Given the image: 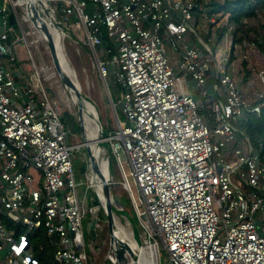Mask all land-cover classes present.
I'll return each mask as SVG.
<instances>
[{
  "label": "built area",
  "instance_id": "1",
  "mask_svg": "<svg viewBox=\"0 0 264 264\" xmlns=\"http://www.w3.org/2000/svg\"><path fill=\"white\" fill-rule=\"evenodd\" d=\"M41 1L64 37L85 40L108 90L111 74L122 90L127 120L114 108L118 128L106 139L149 246L169 264H264V163L238 128L264 107V70L262 89L246 95L232 60L240 52L252 69L264 59L256 42H236L235 24L218 38L204 5L219 0ZM11 14L21 28L13 1L0 0V264H44L42 252L46 264H90L82 145L69 141L30 49L19 57ZM206 21L215 48L198 33Z\"/></svg>",
  "mask_w": 264,
  "mask_h": 264
},
{
  "label": "rangeland",
  "instance_id": "2",
  "mask_svg": "<svg viewBox=\"0 0 264 264\" xmlns=\"http://www.w3.org/2000/svg\"><path fill=\"white\" fill-rule=\"evenodd\" d=\"M12 1L17 13L19 14L21 22V28L19 27L14 30L17 38L19 39V57L21 59L28 57V49H30V51L32 52L36 64L44 75L46 87L53 95L56 96V98L62 105L61 119L67 132H70L69 141L72 144L82 145L79 151L75 154L76 162H88L89 169L86 174V180L83 182V186L79 187L82 191V195L86 197L87 200L88 197L92 198L91 202H93V204H90L89 201L86 202L88 215L83 220V232L85 234L84 252L87 254L89 260L91 261L90 264H113L110 259V232L108 228V218L104 211V208L102 207V204L100 206L96 205L94 203V198L92 197L94 191L91 188L89 178L91 176L90 161L87 149L83 145L84 140L82 132H85L86 135L87 133L85 130H82L83 126L80 125L77 121L74 102H71L67 88L54 68L55 66L53 64L51 53L48 49V45L41 38L38 30L34 27L33 22H31L28 17V9L25 0ZM223 1L224 0H219L215 3H222ZM51 4L54 8L57 7L56 2H51ZM208 8L212 9V7ZM214 8L218 9V5L214 6ZM218 17L219 15H214L212 19H217ZM204 24H206V29H199L198 33L205 41L209 42L211 47L215 48V46L217 45V41L206 34L211 30V23L209 21H206L204 22ZM212 29H216V27L214 26V28ZM81 33L83 36V30H81ZM216 33L217 31L215 32V34ZM74 35L76 36V33H74ZM23 36L25 37L26 41L22 39ZM64 40L65 41H63V46L65 52L74 70L76 71L81 86L83 87L82 90L85 97L88 98L98 108L100 114V122L106 134L109 135L110 133L115 132L118 128V125L114 108H116V111L119 113L122 121H126L127 119L121 107L122 90L116 83L114 75L111 74L108 78V90L105 81L100 76L99 65L94 59L91 50L87 47L85 40H80V42L78 43V39H76L74 36H66L64 37ZM25 49L26 51H24ZM233 61L234 78L236 79L244 93L246 95H251L254 91L261 90L262 85L260 86L258 74L259 72L264 70V59H261L258 64H254L252 66V69H249L242 61L240 52H238L237 56H235V60ZM247 71H250V75H248ZM103 145L108 147V143H105ZM109 148H112L111 144H109ZM110 158L112 180L111 194L116 209L118 232H121L131 248L132 245H135L133 251L135 253L136 260H134L131 255L128 254L129 264H131V262L132 264H150L151 261L152 264H169L168 254L163 250L162 246H160V248H158L157 250H154L146 242L145 232L143 228L139 223L136 222V219L132 216V212H135L136 208L134 207L132 196L124 184L123 175L120 171L117 160L112 155V151L111 153L109 152V159ZM123 164L126 173L129 175V184L131 185V189L135 195L138 206L143 211L145 210V207L141 202L142 197L135 183V180L130 176L131 168L128 158L125 156L123 158ZM77 178L79 179L78 175ZM125 198H130L131 205L128 206V203H126L124 200ZM118 225L121 226L122 231L120 230Z\"/></svg>",
  "mask_w": 264,
  "mask_h": 264
},
{
  "label": "trees",
  "instance_id": "3",
  "mask_svg": "<svg viewBox=\"0 0 264 264\" xmlns=\"http://www.w3.org/2000/svg\"><path fill=\"white\" fill-rule=\"evenodd\" d=\"M216 5H218V9L214 8ZM204 7L210 18H213L214 15H219L213 27H216L220 40L227 34L229 26L235 24L237 26L234 33L236 42H240L243 39L253 40L256 42L260 53L264 56V0H225L222 3H212L204 5ZM208 7H212V9ZM199 14L201 12H197V16ZM234 59L235 55L233 52L232 60ZM247 73L250 75V71H247ZM204 114L208 117V112L205 111ZM209 123L212 125L210 120ZM238 128L250 138L254 151L260 155V160L264 163V107L260 114H249L241 119ZM75 167L79 177V179L77 178L79 187H82L89 169L88 162H76ZM92 197L94 198V203L100 206L96 196L92 194ZM91 199L88 197L90 204H93ZM124 200L128 203V206L131 205L130 198H125ZM132 216L139 223L136 212L133 211ZM39 256H41L44 264L49 262L51 258V254L47 255L44 252L39 253Z\"/></svg>",
  "mask_w": 264,
  "mask_h": 264
},
{
  "label": "bare ground",
  "instance_id": "4",
  "mask_svg": "<svg viewBox=\"0 0 264 264\" xmlns=\"http://www.w3.org/2000/svg\"><path fill=\"white\" fill-rule=\"evenodd\" d=\"M25 3L27 4L28 17H29L30 21L33 22V20H34V21L39 22L41 30H39L36 27L35 28L38 30V33L41 36V38L48 45V49L54 50V51H52V53L50 52L51 56H52L53 64L55 66L54 68H55L57 74L60 76V78L62 79L63 83L65 84V86L67 88V91L70 95L69 97H70L71 102L72 103L76 102L77 85H76L75 81L73 80V77L71 76L72 71L66 62V58L63 55L60 48L58 47V44L54 38V35H53L54 31L52 32L51 27L48 26L49 21L46 18V16L43 14L42 2H40V0H25ZM46 6L48 7V5H46ZM57 36L59 37V34H57ZM81 115H82L81 122H82L83 130L86 131L87 136L89 137L90 143L94 147V153H95V156H96V159L98 162V167L104 173V176L106 178V182L108 184H110V183H112L111 182L112 181L111 180V173L109 172V167L111 165V158L109 159V152L110 151H109L108 147L103 145V144L107 143V139L104 135L102 125L99 124V121H100L99 110L96 107V105L93 104L85 96L81 100ZM89 178H90V184H91L92 188L94 189V191L96 192L98 198L100 199L102 207L104 208V211L106 213V204H105V199H104V194H103L100 179L96 175H91ZM112 203H113V207L115 209L114 201ZM115 211H116V209H115ZM115 219L117 222L116 215H115ZM119 228L122 231L121 226H119ZM116 235H117L116 248L118 250H120L122 248V240H124L125 238L121 234L120 231L119 232L117 231ZM138 243H140V242H138ZM122 255H123V259H124L125 264H129V255H128L127 251L126 252L122 251ZM155 259H156V257H155ZM130 262H131V259H130ZM131 264H132V262H131ZM150 264H152V261L150 262Z\"/></svg>",
  "mask_w": 264,
  "mask_h": 264
},
{
  "label": "water",
  "instance_id": "5",
  "mask_svg": "<svg viewBox=\"0 0 264 264\" xmlns=\"http://www.w3.org/2000/svg\"><path fill=\"white\" fill-rule=\"evenodd\" d=\"M40 2H42L40 0ZM42 10H43V14L46 16V18L48 19V26L51 27L54 38L58 44V47L60 48V50L62 51L63 55L66 58V62L69 66V68L72 71L71 76L73 77V80L75 81L76 85H77V97H76V102H74V107H75V111H76V118L77 121L80 125H82L81 122V100L82 98L85 96L82 90V86L81 83L77 77L76 71L74 70L66 52L63 46V41H64V37L62 36V32L59 28L58 22L56 17L53 15V13L51 12V10L46 6V4L44 2H42ZM9 21H10V25L13 28H17V22H16V18L14 16V14H11L9 17ZM33 25L34 27L38 28L39 30H41L40 24L38 21H34L33 20ZM59 34V37L57 36V34ZM51 53L52 51H54L53 49L49 50ZM218 82V80H217ZM99 124L101 125V122L99 121ZM82 127V126H81ZM83 130V127H82ZM84 131V130H83ZM104 131V129H103ZM105 132V131H104ZM83 133V140H84V146L87 149L88 152V157H89V161H90V171H91V175H96L99 177L101 185H102V190H103V194H104V199H105V204H106V214H107V218H108V228H109V232H110V259L112 261L113 264H125L124 259H123V255H122V251L126 252L131 255V257L136 260V256L135 253L133 251V249L130 247L129 243L124 239L122 240V248L120 250H118L116 248V243H117V231H118V227H117V222L115 219V215H116V211L113 207V198H112V194H111V185L112 183L108 184L106 182V178L104 176V173L99 169L98 167V162L94 153V147L93 145L90 143L89 137L85 134V132ZM105 137H108V135L106 134V132L104 133ZM109 148V145H108ZM110 151V148H109ZM109 172L111 173V165L109 167ZM112 182V181H111ZM92 188V186H91ZM92 190L94 191V189L92 188ZM94 195L96 196V198L98 199L100 205V199L98 198L96 192L94 191Z\"/></svg>",
  "mask_w": 264,
  "mask_h": 264
},
{
  "label": "crops",
  "instance_id": "6",
  "mask_svg": "<svg viewBox=\"0 0 264 264\" xmlns=\"http://www.w3.org/2000/svg\"><path fill=\"white\" fill-rule=\"evenodd\" d=\"M23 59H24V58H23ZM23 59H22V60H23ZM136 247H137V246H136ZM134 248H135V245H132V249H133V250H134Z\"/></svg>",
  "mask_w": 264,
  "mask_h": 264
}]
</instances>
